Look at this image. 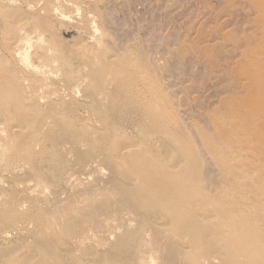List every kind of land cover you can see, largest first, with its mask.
Instances as JSON below:
<instances>
[{
	"label": "bare ground",
	"instance_id": "obj_1",
	"mask_svg": "<svg viewBox=\"0 0 264 264\" xmlns=\"http://www.w3.org/2000/svg\"><path fill=\"white\" fill-rule=\"evenodd\" d=\"M20 2L28 19L13 15ZM32 2L0 1V264H264V157L243 159L251 147L239 122L213 119L221 142L203 137L198 147L155 77L144 88L145 65L110 59L104 47L66 54L49 16L65 18L61 7ZM44 30L51 45L38 59L67 67L56 77L35 63L38 51H23Z\"/></svg>",
	"mask_w": 264,
	"mask_h": 264
},
{
	"label": "rangeland",
	"instance_id": "obj_2",
	"mask_svg": "<svg viewBox=\"0 0 264 264\" xmlns=\"http://www.w3.org/2000/svg\"><path fill=\"white\" fill-rule=\"evenodd\" d=\"M33 1V4L41 3L43 6L46 0ZM47 1L43 6L44 12L48 11L46 4L48 9L53 7L51 5H59L61 8L58 11L65 17L64 20L58 19L48 11L52 27L55 31L58 30V36L70 46L66 54L75 52L84 56L87 47H101L109 49L110 59L120 60L132 55V67L139 66L140 70H149L141 71L142 77L147 81L144 88L152 90L147 77H155V91L160 93L172 113L184 123L198 147L201 148L203 137L216 143L221 142L213 119L217 123L222 121L221 125L227 127L237 121L240 128H236L244 130L238 133L239 138L249 141L248 145L251 147L243 148V159H246V154L264 157V0H67L70 6L66 5V0H60L57 4L54 0H49L51 3ZM83 1H86L85 4ZM13 6H16L13 8L15 11H12L15 18L31 17L30 7L26 3L20 2ZM77 7H80L79 10ZM22 11L25 12L22 14ZM93 15L98 20L95 21ZM103 31L107 32V37ZM39 37V33L32 35L33 39L23 47L24 53L33 56L38 51L39 56L33 57L36 64L44 65L43 68L49 72L52 70L51 75L54 77L63 74L67 67H61L59 62L62 68L60 71L57 68L58 61H54L55 57V64L52 57L48 61L46 58L47 63L45 58L38 59L42 54L41 48L51 45V34L44 30V36L38 39ZM98 40L101 41L99 44ZM1 42L0 21V44ZM84 43L88 45L84 46ZM50 63L53 67H48ZM45 90L49 94V88ZM198 129L202 135L198 134ZM0 161V188L6 190L7 172L3 168V159ZM212 165L213 161L206 158L205 167L210 178L218 175ZM240 166L243 167L242 164ZM245 169L247 170L244 166L242 170ZM251 173H255L254 170ZM247 186L251 191L257 192V186L250 180L247 181ZM14 190L12 188L9 193ZM50 190L47 189L46 194ZM123 230L121 227L118 232L122 233ZM18 235L16 232L15 236ZM117 236L118 233L112 235L110 242H114Z\"/></svg>",
	"mask_w": 264,
	"mask_h": 264
}]
</instances>
